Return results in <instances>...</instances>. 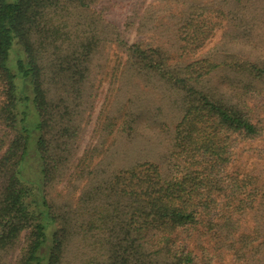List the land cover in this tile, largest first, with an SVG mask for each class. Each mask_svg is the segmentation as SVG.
<instances>
[{
    "label": "trees",
    "instance_id": "trees-1",
    "mask_svg": "<svg viewBox=\"0 0 264 264\" xmlns=\"http://www.w3.org/2000/svg\"><path fill=\"white\" fill-rule=\"evenodd\" d=\"M94 1L0 0V254L23 240L14 264H66L71 255L80 264H196L190 231L222 226L234 233L256 201L260 241L249 247L241 235L236 253L241 259L246 248L264 250V191L248 176L223 171L233 145L259 135L250 93H264V0L174 8L169 15L180 25L171 55L130 44L127 69L163 83L179 114L165 167L142 162L100 176L84 165L88 186L76 207L50 203L47 187L69 163L78 133L71 105L97 49L70 9ZM218 29L258 52L196 55ZM217 72L224 74L211 84Z\"/></svg>",
    "mask_w": 264,
    "mask_h": 264
},
{
    "label": "rangeland",
    "instance_id": "rangeland-1",
    "mask_svg": "<svg viewBox=\"0 0 264 264\" xmlns=\"http://www.w3.org/2000/svg\"><path fill=\"white\" fill-rule=\"evenodd\" d=\"M181 1L95 0L85 10L70 9L76 16L74 23L78 24V31L87 32V37L96 41L97 49L90 59L82 96L71 105L78 133L72 142L70 161L57 181L47 187L53 206L76 207L79 196L88 186L87 175L79 173L84 165L86 170H97L100 176L142 162L165 167L170 131L179 116L171 91L152 76L128 70L125 58L127 48L134 42L162 47L171 55L177 45L176 28L180 25L169 15L171 10L179 7L186 11V6L192 2L215 0H183V4ZM179 18L183 20L181 15ZM232 44L236 45L231 48ZM244 45L245 41L239 38H224L223 29H218L205 40L196 55H212L222 60L226 53L252 58L258 52L250 49L252 53L246 54V50H250ZM223 74H214L210 83H217ZM250 95L253 122L260 128L259 135L238 140L231 148L229 163L223 171L228 176L236 173L248 176L264 191V93L251 92ZM4 132L0 126V135ZM256 206L257 201L254 209L242 216L234 233L229 234L222 226L209 231L191 230L187 244L196 264H264L263 248L250 251L246 248L247 255L241 259L236 253L239 236L247 237L249 247L260 241L254 240L260 230L257 224L261 223L260 207ZM22 243L23 240L10 252L0 254V264H14ZM66 264L80 262L71 255Z\"/></svg>",
    "mask_w": 264,
    "mask_h": 264
}]
</instances>
